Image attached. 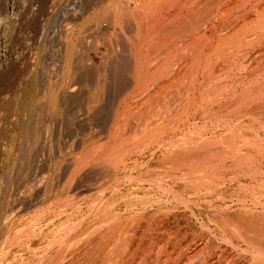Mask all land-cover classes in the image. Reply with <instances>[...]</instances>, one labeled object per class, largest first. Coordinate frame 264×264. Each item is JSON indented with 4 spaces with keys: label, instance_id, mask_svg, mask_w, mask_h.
I'll return each mask as SVG.
<instances>
[{
    "label": "rangeland",
    "instance_id": "obj_1",
    "mask_svg": "<svg viewBox=\"0 0 264 264\" xmlns=\"http://www.w3.org/2000/svg\"><path fill=\"white\" fill-rule=\"evenodd\" d=\"M36 1L38 0H9V13L5 22L0 25V264H155L158 260L163 261L162 264H173L168 260L170 258L165 259L164 256L168 257V252L173 249L172 245L175 247L176 242L172 244L173 240L181 239L184 241H178V244H191L192 251L190 249L188 253L195 257L191 259V264H198L212 251L216 264L241 262V259L257 254L254 251L257 249L250 245V241L252 236L259 233L258 224L261 226L264 222V165H258L259 170L255 169L258 172L252 171L248 176L239 172H229L231 175L226 173L224 180L233 178V184H227L221 189L194 185L192 187L188 183L185 184V181H180L186 173L185 167V171L183 168H178L179 171L177 168L173 169L174 159H185L186 155L190 157L188 154L191 155L192 152L188 148L197 145V141L201 143L203 134L207 137L210 132H215L214 124L218 125L201 110L210 101L206 98L209 94L205 99L200 98L201 94H204L201 85L198 92L196 91L199 103L196 102L195 105L200 110L190 113L191 116L189 112H185L189 108L188 103L186 104L187 76L193 74L188 67L193 65L191 63L194 55L197 56V51L204 46L200 35L205 27L207 10H210L205 6L207 0L205 3L204 0H145L144 3L142 0H76L75 18L72 16L73 18L69 19L73 28L66 30L68 27L64 23L65 14L62 11L59 32H50L54 40L52 38V42L51 37H48L51 41L47 42L45 51L41 53L35 41L37 28L34 24L42 14L47 13L41 11L39 2ZM59 1L62 6L58 5L57 11L60 12L65 0ZM2 13L0 12V15ZM160 13L166 21L163 25L167 26L162 25L163 29L157 27L155 30L156 27L150 23ZM132 23L137 30L140 28L139 32H133ZM125 39L130 47L126 48L124 60L121 62L114 58L106 59V48L114 43L124 42ZM140 40L141 45L147 46L143 49L148 51L145 62L143 60L142 66L138 64L140 66L137 67L138 70L142 67V72L134 68L135 54L131 52H137L134 45H140ZM70 44L74 50L71 56L73 61H76L75 65H78L73 68H79L78 70L83 72L81 75L76 69L74 74L71 73L69 80H66L67 88L59 90L58 93L54 89L52 91V88L65 74L64 64L67 65L68 62L64 56L66 47H71ZM33 50H37V60L38 57L44 58L41 60L42 66L39 65L40 72L36 65L38 62L32 63L36 66H33L35 82L30 85V89L28 85L33 78L23 73L28 65L30 67V57L35 58L32 56ZM121 51L125 53L124 48H121ZM192 52L195 54L189 56ZM137 55L139 57V53ZM120 65L129 79L121 89L118 85L113 86L116 81L110 80L115 73L111 69H119ZM85 69L93 70V77L92 71L86 74ZM80 77H83L84 81ZM200 77L202 79H199V84H202L204 76L200 74ZM39 78L48 80L42 82ZM27 88L30 92H27ZM50 92L55 96V93L59 94L57 102L55 100L57 104L51 98L53 94ZM75 95L80 97L75 99L72 97ZM199 99L201 101H198ZM206 99L204 103L202 100ZM5 104L8 106L5 107ZM207 105L208 108L211 107L210 104ZM55 108H58V113ZM259 114L263 115V112L260 111ZM262 118L259 119L264 121ZM260 120L252 122L246 117L242 121L245 125L257 126L261 123ZM257 128L253 127L251 132L249 128L246 130L253 135ZM220 131L222 132L221 128ZM29 132L32 133L31 138ZM112 166L114 168H111ZM160 226H164V230L162 228L159 231ZM154 227L157 229L155 232L152 231ZM71 230L76 232L72 234ZM233 235L239 236L238 241L247 238L250 241H246V245L245 241H237V245ZM192 240L197 242V246L191 243ZM118 244L120 245L117 247ZM126 246L129 247L127 250ZM201 249H204L203 252ZM161 250L163 253H160ZM157 254L164 256L159 255V259ZM177 258L178 261L182 259L183 263L190 264L186 262L185 257Z\"/></svg>",
    "mask_w": 264,
    "mask_h": 264
},
{
    "label": "bare ground",
    "instance_id": "obj_2",
    "mask_svg": "<svg viewBox=\"0 0 264 264\" xmlns=\"http://www.w3.org/2000/svg\"><path fill=\"white\" fill-rule=\"evenodd\" d=\"M64 1V0H63ZM76 0H65L64 1V7H61L60 12L57 11L59 8L58 5L62 6V3H60L61 1L59 0H38L36 1L39 2V6L41 8V11L47 14H42L41 17L39 18V21L34 24L35 28H37V36H36V44L38 47V51L43 52L45 51V46L47 44L48 41L52 40V36L50 34V32L53 30L54 32L58 31L59 32V26L61 25V20H60V14L62 11H64L65 14V19H64V23L67 24L66 30L67 29H72L71 26L72 24L70 23L69 19H72L76 14L75 12L77 11V7H76ZM136 1V0H135ZM145 0H142L141 2H143ZM161 1V0H160ZM197 1V0H196ZM81 2V1H80ZM85 2V1H84ZM140 2V3H141ZM166 2V1H165ZM203 2V1H202ZM75 3V4H74ZM137 3V2H136ZM144 3V2H143ZM157 3V2H156ZM184 3V2H183ZM205 3V0H204ZM53 4V5H52ZM153 4V3H152ZM181 4V3H180ZM147 5V4H146ZM84 6V5H83ZM154 6V5H153ZM207 7H209L210 10L208 11V15L205 21V27L204 29H202L203 31H201V35H200V39L203 40V44L204 46L201 47V49L198 50L195 56L193 53L192 55L189 56H193L194 55V60L190 61L191 64H193L191 67H188L189 69H191L193 72V74L187 76L188 77V84L185 87L187 90V98L188 101L186 102L187 106L189 107L185 112H189L188 114L190 115V113L194 112L195 110H200L197 109L195 107L196 102H197V94L196 91L198 92V88L201 85V89L204 91V94L202 92L201 97L200 98H204L205 96L208 100L210 99L209 102L206 103V100H202L205 101L204 103H206L205 106H203L201 108V110L204 112L205 116L207 115L208 118L210 117L213 121L217 122L218 125L214 124V130L215 132H210V134L205 137H202L201 143L200 141H197V145H191V148H188V150H191V155L188 154L190 157L184 156V158L186 159H180V160H176L178 159V157L176 159H174V163H173V169L175 168H179L184 170V167L186 168V173L185 174H181L180 181L184 182L185 184H190L196 187H214V188H220L223 186H226L227 184H233L231 183L233 181L232 180H224V175L227 173L228 175L234 174V172H239L240 174H244L247 175L249 173H251L252 171H257L259 170L258 165L263 166L264 165V121H261L260 119L262 117H264V0H207L206 5ZM204 6V7H205ZM39 8V9H40ZM139 8V7H138ZM193 8V7H192ZM196 8V7H195ZM35 9V8H34ZM79 9V6H78ZM207 9V8H206ZM45 10V11H44ZM33 11V10H32ZM57 11V12H56ZM80 11V10H79ZM163 11V10H162ZM0 12L2 13V15H0V25L3 24L5 22L6 16L9 13V0H0ZM88 12V11H87ZM165 12V11H164ZM84 13V12H83ZM150 14V13H149ZM166 14V12H165ZM49 15V16H48ZM168 15V14H167ZM191 15V14H190ZM196 15V14H195ZM1 16H4V18H2ZM73 16V17H72ZM148 16V15H147ZM49 17V19H48ZM167 17V16H165ZM2 18V19H1ZM26 18V17H25ZM30 21H31V17H29ZM75 18V17H74ZM196 18V17H195ZM179 19V18H178ZM78 20V19H77ZM143 20V18H142ZM151 20V19H150ZM116 21V20H115ZM114 21V22H115ZM137 21V20H136ZM187 21V20H186ZM33 22V21H32ZM119 22V21H118ZM142 22V21H141ZM165 18H163V14H159V16L155 17L152 19L151 23L153 26L156 27L155 30H157V27L161 30L162 25L165 24ZM34 23V22H33ZM117 23V21H116ZM138 22H136L137 24ZM185 23V22H184ZM113 24V23H112ZM149 25V23H148ZM151 25V26H152ZM174 25V24H173ZM201 25V24H200ZM75 26V25H74ZM138 26V25H137ZM161 26V27H160ZM166 27L167 25H163V27ZM25 27V26H24ZM22 28V27H21ZM139 28V27H138ZM23 29V28H22ZM64 29V28H63ZM144 29V28H143ZM151 29V28H149ZM153 29V27H152ZM194 29V28H193ZM159 31V33H161ZM27 31V30H26ZM69 31V30H68ZM140 31V28H139ZM164 31V30H163ZM195 32V31H192ZM148 33V32H147ZM209 33V35H208ZM53 34V33H52ZM145 34V33H144ZM153 34V33H152ZM55 36V34H53ZM192 35V34H190ZM23 36V34L21 35ZM148 36V35H147ZM24 37V36H23ZM51 37V40H49V38ZM67 37V36H66ZM199 37L196 39L198 40ZM54 40V38H53ZM52 40V42H53ZM57 40V39H56ZM34 41V42H35ZM70 41V40H69ZM51 42V43H52ZM56 42V41H55ZM197 43V42H196ZM195 43V44H196ZM34 44V43H33ZM73 44V43H72ZM71 45V44H70ZM57 46V45H56ZM55 46V47H56ZM36 49V47H34ZM145 48V47H144ZM148 49V48H147ZM196 49V48H195ZM47 50V49H46ZM52 50V49H51ZM34 51V50H33ZM37 50H35L32 53V56L35 58L30 57L32 60H30V67L28 65V67H26V69L24 70L25 76L30 78H33V74L35 71L36 66L33 65L34 63L38 62L37 68L39 69L40 72V67L39 65H41V60L44 58L42 57H38V60L36 59V55H38V53L36 52ZM55 51V50H54ZM66 56L67 57V62L68 64H64V69L66 66V69L64 71L65 74H61L62 75V79H59V83H55V86L53 85L52 91L54 89V91H58V93L60 92L59 90H63L67 88V82L66 80H69V78L71 77L70 74L73 73L76 69L73 68V66H78L75 65L76 61H73V54H74V50L73 47L71 45V47L68 48V46L66 47ZM115 51V50H114ZM131 51V50H130ZM138 51V50H137ZM190 51H192L190 49ZM58 52V50H57ZM117 52V51H116ZM134 52L135 56L133 58V60L135 61L136 66L134 67L136 70H138L137 67L138 64H141L142 60H140V56L138 57V53L136 54L135 51H131ZM148 52V51H147ZM52 53V52H51ZM141 53V52H140ZM131 54V53H130ZM133 54V53H132ZM162 54V53H161ZM48 55V54H47ZM56 55V54H55ZM54 55V56H55ZM72 55V56H71ZM70 56V57H69ZM119 56V55H118ZM160 56V55H159ZM117 57V56H116ZM46 58V57H45ZM115 58V57H114ZM190 58V57H189ZM83 59V58H82ZM159 59V58H158ZM188 59V57H187ZM191 59V58H190ZM60 60V59H59ZM66 60V59H65ZM117 60V59H116ZM131 60V59H130ZM132 60V61H133ZM189 60V59H188ZM36 61V62H34ZM44 61V60H43ZM58 62V61H57ZM69 62L71 65H69ZM122 62V61H121ZM144 62V61H143ZM23 63V62H22ZM33 63V64H32ZM119 63V62H118ZM189 63V62H188ZM187 63V64H188ZM122 64V63H120ZM123 64L125 66V63L123 61ZM133 64V65H135ZM143 64V63H142ZM141 64V66H142ZM117 65V64H116ZM119 65V64H118ZM19 66V65H18ZM35 66V68L33 67ZM42 66V65H41ZM51 66V65H50ZM58 67V66H57ZM115 68V66H113ZM34 68V69H32ZM63 68V67H62ZM73 68V69H72ZM91 68V67H90ZM133 68V71H134ZM142 68V67H141ZM43 69V68H42ZM63 69V70H64ZM79 69V68H78ZM77 69V70H78ZM120 69V70H119ZM119 69L116 67V69H111L114 70L115 73H113V71H111L114 76L110 78V80L112 79L113 81H116L117 83L113 84L114 85H118V88L121 89L124 87L125 85V81L128 79L124 74V72L121 70V65L119 67ZM188 69V72H189ZM89 70V69H87ZM127 70V69H124ZM135 70V71H136ZM57 71V70H56ZM79 71V70H78ZM81 71V69H80ZM79 71V72H80ZM86 71V69H85ZM92 71V72H91ZM91 71H86L87 72H91V74L93 73V70ZM97 71V70H96ZM94 71V72H96ZM123 74H122V72ZM60 72V71H59ZM63 72V71H62ZM76 72V71H75ZM83 72V71H82ZM82 72L81 75H82ZM52 73V72H51ZM57 73V72H56ZM85 73V72H84ZM83 73V75H84ZM111 73V74H112ZM118 73V74H116ZM126 73V72H125ZM134 73V72H133ZM185 73V71H184ZM191 73V71H190ZM204 73V74H203ZM48 74V73H47ZM54 74V73H53ZM58 74V73H57ZM74 74V73H73ZM89 74V73H88ZM116 74V75H115ZM200 74H202L203 77V83L199 84V79ZM41 75V74H39ZM194 75V76H193ZM85 76V75H84ZM83 76V77H84ZM89 76V75H88ZM87 76V77H88ZM190 76H192L190 78ZM35 77V76H34ZM42 77V76H41ZM44 77V75H43ZM53 77V76H51ZM50 77V78H51ZM78 77V76H77ZM83 77H80L83 78ZM93 77V74H92ZM92 77L90 76L89 78L92 79ZM136 77V76H135ZM56 78V77H55ZM139 78V77H138ZM138 78H132L133 80H138ZM143 78V77H142ZM29 79V78H28ZM27 79V80H28ZM40 79V78H39ZM57 79V78H56ZM96 79V78H95ZM141 79V77H140ZM139 79V80H140ZM145 79V78H143ZM202 79V78H201ZM42 82L45 80H48L47 78H43L40 79ZM54 80V77H53ZM64 80V82H63ZM82 80V79H81ZM87 80V79H86ZM129 80V79H128ZM84 81V78L83 80ZM89 82V80H87ZM91 81V80H90ZM35 82L34 78L30 81L29 83V88L31 89L30 85H33ZM86 82V81H85ZM140 82V81H138ZM137 82V83H138ZM28 83V82H26ZM48 83V81H47ZM50 83V82H49ZM79 83V82H78ZM133 83V81H132ZM131 83V84H132ZM54 84V83H53ZM80 84H83V82ZM87 84V82H86ZM135 84V81H134ZM141 84V83H140ZM133 85V84H132ZM36 86V85H35ZM41 86V85H40ZM39 86V87H40ZM45 86V85H44ZM52 86V85H51ZM83 86V85H82ZM110 86V84H109ZM134 86V85H133ZM139 86V85H138ZM26 87V86H25ZM42 87V86H41ZM86 87V85L84 86ZM116 87V86H115ZM127 87V86H126ZM131 87V86H130ZM29 88H27V92L29 90ZM46 88L48 89L49 87L46 86ZM133 88V87H132ZM134 88L136 89L137 87L134 86ZM133 88V89H134ZM143 88V87H142ZM37 89V88H36ZM41 89V88H40ZM83 89V87H82ZM85 89V88H84ZM117 89V88H115ZM81 90V89H80ZM132 90V89H131ZM130 90V91H131ZM44 91V90H43ZM51 91V92H52ZM84 91V90H81ZM135 92V90H133ZM200 91V90H199ZM50 92V93H51ZM86 92V91H84ZM88 93V92H87ZM120 93V92H119ZM39 94V93H38ZM53 94V97H51L54 102L56 100L57 93L56 96ZM83 94V92H82ZM81 94V95H82ZM136 94V93H135ZM117 95V94H116ZM121 95V94H120ZM124 95V94H123ZM199 95V93H198ZM52 96V95H51ZM83 96V95H82ZM119 96V95H118ZM185 96V95H184ZM75 97V99H78L80 96L75 95L72 96ZM123 97V96H122ZM136 98V96H134ZM138 97V96H137ZM183 97V96H182ZM84 98V97H83ZM125 98H127L125 96ZM13 99V98H12ZM59 99V98H58ZM73 100V98H71ZM186 99V98H184ZM205 99V98H204ZM42 100V99H41ZM198 101H201L200 99ZM53 102V101H52ZM57 102V100H56ZM55 102V103H56ZM63 102V101H62ZM123 102V100H122ZM127 102V101H126ZM125 102V103H126ZM211 102V103H210ZM51 103V102H50ZM199 103V102H197ZM57 104V103H56ZM210 104L211 107L208 108V105ZM6 105V104H5ZM52 105V104H51ZM8 105H6L5 107H7ZM10 106V105H9ZM41 106V105H40ZM185 106V107H187ZM198 106V105H197ZM12 107V106H11ZM49 107V106H48ZM53 107H55V105H53ZM104 107V106H103ZM102 107V108H103ZM106 108V107H105ZM110 108V107H107ZM184 108V106L182 107ZM1 107H0V111H1ZM58 109V108H57ZM56 108L54 110H57ZM105 111V109H103ZM102 110V111H103ZM110 110V109H109ZM108 110V111H109ZM4 111V110H3ZM40 111V110H39ZM52 111V110H51ZM101 111V110H100ZM107 111V110H106ZM183 111V109H182ZM263 112L262 114L258 113ZM73 112V111H72ZM184 112V111H183ZM182 112V113H183ZM196 112V111H195ZM38 113V112H37ZM58 113V110H57ZM107 113V112H106ZM43 114V113H42ZM52 114V113H51ZM108 114V113H107ZM106 114V115H107ZM203 114V113H202ZM41 115V114H40ZM192 115V114H191ZM190 115V116H191ZM56 116V115H55ZM119 116V115H118ZM206 116V117H207ZM262 116V117H261ZM34 117V116H33ZM54 117V116H53ZM156 117V116H155ZM200 117V116H199ZM249 117L252 122H258L259 120L261 121V123H259V125L257 126H253V124H251V126L249 125H245L243 118ZM118 118V117H116ZM260 118V119H259ZM50 119V118H49ZM115 119V118H114ZM264 120V118H262ZM199 120V119H198ZM116 121V120H115ZM14 122V121H13ZM17 122V121H16ZM36 122V121H35ZM251 122V121H250ZM213 123V122H212ZM38 124V123H37ZM255 125V124H254ZM31 126V125H30ZM247 127V128H246ZM252 127V128H251ZM253 127L256 129L257 131H254L253 135L254 138L247 132L248 130L246 129H250V132L253 131ZM34 128V127H33ZM39 128V127H38ZM41 128V127H40ZM220 128L222 129V132L220 131ZM245 128V129H244ZM201 129V128H200ZM254 129V130H255ZM210 131V130H209ZM208 131V132H209ZM246 131V132H245ZM30 133V132H29ZM246 133V134H245ZM248 133V134H247ZM256 133V134H255ZM31 134L30 133V138H31ZM36 134V133H35ZM38 134V133H37ZM41 134V133H40ZM39 135V134H38ZM251 137H249V136ZM40 136V135H39ZM34 137V136H33ZM186 137V136H185ZM200 137V136H198ZM29 138V137H28ZM36 138V136H35ZM34 138V139H35ZM33 139V140H34ZM41 139V138H40ZM38 140V139H37ZM191 140V139H190ZM197 140V139H196ZM36 141V140H35ZM39 141V140H38ZM34 142V141H33ZM37 143V142H35ZM39 143V142H38ZM32 144V143H31ZM190 144V143H188ZM190 147V146H189ZM32 148V147H31ZM34 148V147H33ZM187 148V147H184ZM188 150H186L188 152ZM178 153V152H177ZM185 153V151H184ZM183 155V154H182ZM176 156V155H175ZM174 156V157H175ZM172 157V156H171ZM113 159V158H112ZM173 159V158H172ZM125 161V160H124ZM177 161V162H176ZM111 162V161H110ZM119 162V161H118ZM121 163H124L121 161ZM127 163V162H126ZM111 165V164H110ZM120 165V164H119ZM172 165V162H171ZM170 165V166H171ZM117 166V165H116ZM259 166V167H260ZM82 167V166H81ZM120 167V166H119ZM181 167V168H180ZM264 167V166H263ZM111 168H114L113 166ZM110 168V169H111ZM176 169V170H177ZM179 169L177 171H179ZM254 169V170H253ZM258 169V170H255ZM264 169V168H263ZM171 170V169H170ZM182 170V171H183ZM262 170V169H261ZM158 171V170H157ZM176 171V172H177ZM181 171V170H180ZM231 172V174L229 173ZM233 172V173H232ZM254 172V173H255ZM256 172V173H257ZM264 172V171H263ZM173 173V172H172ZM260 173V171H259ZM166 174V173H165ZM177 174V173H176ZM236 174V173H235ZM252 174V173H251ZM178 175V174H177ZM250 175V174H249ZM255 175V174H254ZM252 175V176H254ZM248 176V175H247ZM170 177V176H169ZM175 177V176H174ZM231 177V176H230ZM257 177V176H256ZM161 178V177H160ZM247 178V177H246ZM175 179V178H174ZM238 179V178H237ZM178 180V179H177ZM257 180V179H256ZM130 181V180H129ZM136 181V180H135ZM146 182V181H145ZM152 183V182H151ZM154 184V183H153ZM179 184V183H176ZM182 185V183H180ZM244 185V184H243ZM250 185V184H249ZM157 186V185H156ZM188 186V185H187ZM230 186V185H229ZM232 186V185H231ZM252 186V184H251ZM179 187V186H178ZM252 188V187H251ZM259 188V187H258ZM164 189V188H163ZM197 189V188H196ZM200 189V188H199ZM262 189V187H261ZM161 190V189H160ZM185 190V189H184ZM183 190V191H184ZM190 190V189H189ZM174 191V190H173ZM226 191V190H225ZM214 192V191H212ZM220 192V191H219ZM211 193V192H209ZM198 194V193H197ZM177 195V194H176ZM200 195V194H199ZM203 196V195H202ZM219 196V195H218ZM261 196V195H259ZM179 198V197H177ZM184 198V197H183ZM222 198V197H221ZM256 198V197H255ZM179 200V199H178ZM258 200V199H257ZM177 201V200H176ZM184 201V199L182 200ZM140 202V201H139ZM181 202V201H180ZM190 202V201H189ZM184 203V202H183ZM206 203V202H205ZM240 203V202H239ZM242 203V202H241ZM257 203V202H256ZM70 204V203H69ZM191 204V203H190ZM245 204V203H244ZM55 205V204H54ZM69 206V205H68ZM258 206V205H257ZM55 208V207H54ZM135 208V207H134ZM174 208V207H173ZM47 209V208H46ZM52 209V208H51ZM50 209V210H51ZM65 209V208H64ZM158 209V208H157ZM58 210V209H57ZM247 210V209H246ZM42 211V210H41ZM49 211V210H48ZM170 211V210H169ZM180 211V210H179ZM221 211V210H220ZM47 212V211H46ZM161 212V211H160ZM208 212V211H207ZM224 212V209H223ZM245 212V211H244ZM49 213V212H48ZM115 213V212H114ZM214 213V212H213ZM256 213V212H255ZM112 214V213H111ZM152 214V213H151ZM170 214V213H169ZM211 214V212H210ZM225 214V213H224ZM232 214V213H231ZM238 214V213H237ZM259 213H257L258 215ZM44 215V214H43ZM117 215V214H116ZM178 215V214H177ZM209 215V214H208ZM212 215V214H211ZM217 215V213H216ZM220 215V214H219ZM218 215V216H219ZM227 215V214H226ZM246 215V214H245ZM244 215V216H245ZM250 215V214H249ZM53 216V215H52ZM130 216V215H129ZM153 216V215H152ZM151 216V217H152ZM160 216V215H159ZM158 216V217H159ZM172 216V215H170ZM169 216V217H170ZM210 216V215H209ZM233 216V215H232ZM247 216V215H246ZM245 216V217H246ZM251 217L253 215H250ZM112 217V216H111ZM124 217V216H123ZM126 217V216H125ZM167 217V216H166ZM224 217V216H223ZM248 217V216H247ZM246 217V218H247ZM54 218V217H53ZM115 218V217H114ZM157 218V217H156ZM154 218V219H156ZM176 218V217H175ZM178 218V216H177ZM188 218V217H187ZM217 218V217H214ZM239 218V217H238ZM255 218V217H254ZM40 219V218H39ZM152 219V218H151ZM173 219V218H172ZM235 219V218H234ZM250 219V218H249ZM260 219V216H259ZM262 219V218H261ZM113 220V219H112ZM166 220V218H165ZM175 220V219H174ZM182 220V219H181ZM219 220V219H218ZM225 220V219H224ZM238 220V219H237ZM236 220V221H237ZM254 220V219H253ZM84 221V220H83ZM92 221V220H91ZM110 221V220H109ZM159 221V220H158ZM162 221V220H161ZM170 221V220H169ZM185 221V219L183 220V222ZM217 221V220H215ZM223 221V220H222ZM264 221V220H262ZM101 222V221H100ZM134 222V221H133ZM136 222V221H135ZM172 222V221H171ZM180 222V221H179ZM224 222V221H223ZM234 222V221H233ZM252 222V221H251ZM258 222V221H257ZM261 222V221H260ZM70 223V222H69ZM68 223V224H69ZM120 223V222H119ZM141 223V222H140ZM241 223V222H240ZM65 223L63 222V225ZM73 224V223H72ZM139 224V223H138ZM164 224V223H163ZM180 224V223H179ZM224 224V223H223ZM226 224V223H225ZM48 225V224H47ZM67 225V224H66ZM104 225V224H103ZM122 225V224H121ZM126 225V224H125ZM162 225V224H161ZM171 225V224H170ZM184 225V224H183ZM236 225V224H235ZM257 225V224H256ZM72 226V225H71ZM94 226V225H93ZM150 226V225H149ZM189 226V225H188ZM226 226V225H225ZM259 226V230H257L258 235L257 236H252V241L248 240L247 236V240H237V236L233 235L234 240L237 241L238 243H240L241 241L244 243L245 241V245L247 244L246 241H250V245L254 246L255 249L254 250L255 253L257 252V254H254V256H251L250 258L245 257L244 259H241L242 261H246V264H264V235H260V234H264V222L263 224ZM55 227V226H54ZM60 227V226H59ZM85 227V226H84ZM115 227V226H114ZM141 227V226H140ZM153 227V226H152ZM151 227V228H152ZM159 227V226H157ZM161 228H159V231H161L160 229H162L163 227L160 226ZM169 227V226H168ZM166 227V228H168ZM221 227V226H220ZM241 227V226H240ZM66 228V227H65ZM72 228V227H71ZM77 228H79L77 226ZM117 228V227H115ZM112 228V229H115ZM132 228V227H131ZM129 228V229H131ZM139 228V227H138ZM149 228V227H148ZM156 227H154L152 229L153 232H155V230L157 231V229H155ZM180 228V227H179ZM178 228V229H179ZM215 228V227H214ZM223 228V227H222ZM245 228V227H243ZM252 228V227H251ZM257 228V227H256ZM111 229V230H112ZM121 229V228H120ZM134 229V228H132ZM140 229V228H139ZM147 229V228H146ZM150 229V228H149ZM234 228V232H235ZM241 229V228H240ZM59 230V229H58ZM77 231V229H75ZM108 230V229H107ZM128 230V229H127ZM151 230V229H150ZM164 230V228L162 229ZM186 230V229H185ZM189 230V229H188ZM222 230V229H220ZM229 230V229H228ZM249 230V229H248ZM254 230V227H253ZM50 231V230H49ZM54 231V230H53ZM62 231V230H61ZM70 231V230H69ZM68 231V232H69ZM72 231V230H71ZM76 231H72L74 234V232ZM81 231V230H80ZM79 231V232H80ZM84 231V230H83ZM88 231V230H87ZM123 231V230H122ZM141 231V230H140ZM148 231V230H145ZM158 231V232H159ZM166 231V230H165ZM238 231V230H237ZM241 231V230H240ZM243 231V230H242ZM241 231V232H242ZM20 232V231H19ZM79 232H77L79 234ZM112 232V231H111ZM127 232V231H126ZM233 232V231H231ZM240 232V233H241ZM61 233V232H60ZM67 233V232H66ZM85 233V232H84ZM129 233V231H128ZM135 233V232H134ZM137 233V232H136ZM144 233V232H143ZM160 233V232H159ZM158 233V234H159ZM167 233V232H166ZM238 233V232H237ZM64 234V233H63ZM81 234V233H80ZM79 234V235H80ZM113 233H111L112 235ZM147 235H149L148 233H146ZM153 234V233H152ZM168 234V233H167ZM170 234V233H169ZM178 234V233H177ZM187 234V233H186ZM70 235V233H69ZM68 235V236H69ZM109 235H110V231H109ZM108 235V236H109ZM117 235V234H115ZM114 235V236H115ZM119 235V233H118ZM130 235V234H128ZM207 235V234H206ZM205 235V236H206ZM244 234H242L243 237ZM57 236V233H56ZM71 236V235H70ZM75 236V235H73ZM83 236V235H82ZM142 236V235H141ZM152 236V235H150ZM173 236V235H172ZM171 236V237H172ZM183 236V235H182ZM204 236V235H203ZM212 236V235H211ZM216 236V235H215ZM241 236V234L239 235ZM238 236V237H239ZM113 237V236H112ZM127 237V236H126ZM137 237V235H136ZM133 236V238H136ZM159 237V235H158ZM229 237H231V235H229ZM254 237V238H253ZM82 238V237H81ZM107 238V237H106ZM117 238V237H116ZM198 238V237H197ZM18 239V238H17ZM60 239V238H59ZM66 239V238H65ZM115 239V238H114ZM123 239V238H122ZM121 239V240H122ZM128 239V238H127ZM126 239V240H127ZM143 239V238H142ZM149 239V238H148ZM147 239V240H148ZM154 239V238H153ZM164 239V238H163ZM169 239V238H168ZM177 239V237H176ZM189 239V238H188ZM240 239V238H239ZM243 239V238H241ZM69 240V238H68ZM67 240V241H68ZM108 240V239H106ZM117 240V239H116ZM135 240V239H134ZM162 240V239H161ZM167 240V239H166ZM165 240V241H166ZM182 241H184L183 239H181ZM181 240H176L172 242V240H170L172 242V244L175 243V247L174 245L171 246L172 251L170 249V252H168V257L164 256V253L162 256L165 257V259L171 260V262L173 264H187V263H183V260L181 258H179V260L181 259V261H178L177 257H185L186 262H190L191 259L193 260L195 257L190 256L189 255V251H190V247L191 244L188 243L187 246H185L186 244L182 245L183 242L181 244H178L179 242H181ZM197 240V239H196ZM195 240V241H196ZM201 240V239H200ZM217 240V239H216ZM233 240V239H231ZM233 240V241H234ZM99 241V240H98ZM111 241H113L111 239ZM110 241V244H111ZM131 241V240H130ZM143 241V240H142ZM154 241V240H153ZM152 241V242H153ZM169 241V242H170ZM179 241V242H178ZM193 241V240H192ZM229 241V240H228ZM232 241V242H233ZM56 242V241H55ZM121 242V241H120ZM124 242V241H123ZM126 242V241H125ZM162 242V241H161ZM178 242V243H177ZM209 242V240H208ZM207 242V244H208ZM211 242V241H210ZM218 242V241H217ZM216 242V243H217ZM52 243V242H51ZM61 242H59L60 244ZM160 243V242H159ZM191 243H194L191 242ZM197 243V242H195ZM194 243V245H196ZM230 243V242H227ZM226 243V244H227ZM53 244V243H52ZM55 244V243H54ZM53 244V245H54ZM131 244V243H130ZM164 244V243H163ZM169 244V243H168ZM167 244V245H168ZM177 244V245H176ZM205 244V243H204ZM203 244V245H204ZM218 244V243H217ZM232 244V243H231ZM249 244V243H248ZM48 245V243H47ZM57 245V243H56ZM68 245V244H67ZM91 245V244H90ZM120 244L117 245V247ZM128 245V244H127ZM135 245V242H133V246ZM149 245V244H147ZM229 245V244H228ZM233 245V244H232ZM239 245V244H237ZM45 246V245H44ZM64 246V245H63ZM116 247V245H114ZM140 245H137V249H139ZM197 246V245H196ZM208 246V245H207ZM220 246V245H219ZM71 247V246H70ZM108 247V246H107ZM126 250L129 248L128 246H126ZM132 247V246H131ZM156 247V246H155ZM154 247V248H155ZM202 247V246H201ZM205 248V246H203ZM212 247V246H211ZM216 247V245H215ZM214 247V249H215ZM241 247V245H240ZM249 247V245H248ZM53 248V247H52ZM101 248V247H100ZM133 248V247H132ZM153 248V247H152ZM160 248V247H159ZM250 248V247H249ZM113 250H115V248H112ZM136 249V250H137ZM143 249V247H142ZM141 249V251H142ZM166 249V248H165ZM208 249V247H207ZM213 249V248H212ZM218 249V248H217ZM236 249V248H235ZM253 249V247L251 248ZM130 250V249H129ZM128 250V251H129ZM163 250V249H162ZM161 250V251H162ZM169 250V249H168ZM202 250V249H201ZM204 250V249H203ZM202 250V252H203ZM209 250V249H208ZM229 250V249H228ZM231 250V249H230ZM241 250V249H240ZM250 250V249H249ZM63 251V250H62ZM73 251V250H72ZM116 251V250H115ZM122 251V250H120ZM159 251V250H158ZM192 251V249H191ZM218 251V250H217ZM246 251V250H245ZM67 252V251H66ZM131 252V251H130ZM146 252V251H145ZM148 252V251H147ZM165 252V251H164ZM177 252V254H176ZM210 252V251H209ZM60 253V252H58ZM109 253V252H108ZM113 253V251H112ZM151 253V252H150ZM155 253V252H154ZM160 253H163L160 252ZM170 253V254H169ZM218 253V252H217ZM238 253V252H237ZM253 254V252H251ZM51 254V253H50ZM111 254V252H110ZM127 254V253H126ZM125 254V255H126ZM177 256H176V255ZM203 254V253H202ZM227 254L228 251H227ZM231 254V253H230ZM239 254V253H238ZM68 255V254H67ZM72 255V254H71ZM114 255V254H113ZM112 255V256H113ZM137 255V254H134ZM147 255V254H146ZM153 255V253H152ZM158 256L160 254H157ZM224 255V254H223ZM226 255V254H225ZM241 255V254H240ZM140 256V255H139ZM150 256V255H149ZM156 256V255H155ZM158 256L157 259H158ZM161 256V255H160ZM159 256V259L162 257ZM203 256V255H202ZM231 256V255H230ZM48 257V256H47ZM68 258V256H66ZM76 257V256H75ZM78 257V256H77ZM107 257V256H106ZM123 257V256H122ZM134 257V256H133ZM146 257V256H145ZM152 257V256H151ZM176 257V258H175ZM226 257V256H224ZM234 257V256H233ZM244 257V256H243ZM74 258V257H73ZM111 258V257H110ZM141 258V257H140ZM150 258V257H149ZM199 258V257H198ZM197 258V259H198ZM202 258V257H201ZM219 258V256H218ZM228 258V256H227ZM226 258V259H227ZM236 258V257H235ZM50 259V258H49ZM59 259V258H58ZM57 259V260H58ZM69 259V258H68ZM128 259V258H127ZM148 259V258H147ZM155 259V258H154ZM153 259V260H154ZM164 259V261H165ZM217 259V258H216ZM231 259V258H230ZM229 259V260H230ZM46 260V259H45ZM48 260V259H47ZM60 260V259H59ZM70 260V259H69ZM118 260V259H117ZM123 260V258H122ZM133 260V259H132ZM167 260V261H168ZM222 260V259H221ZM225 260V259H224ZM49 261V260H48ZM63 261V260H62ZM61 261V263H62ZM65 261V258H64ZM102 261V260H101ZM116 261V260H115ZM121 261V260H120ZM131 261V260H130ZM129 261V262H130ZM139 261V260H138ZM141 261V260H140ZM159 262H155V264H162L161 260H158ZM198 261V260H197ZM219 261V260H218ZM226 261V260H225ZM53 262V261H52ZM108 262V261H107ZM133 262V261H132ZM135 262V261H134ZM143 261H141L142 263ZM147 262V261H146ZM150 263L152 262L149 261ZM220 262V261H219ZM218 262V263H219ZM226 262H229L228 260ZM239 261H233L230 262L229 264H237ZM239 262V263H241ZM47 263V261H46ZM73 263V262H72ZM71 263V264H72ZM128 264V262H125ZM144 263V262H143ZM166 263V262H165ZM169 263V262H168ZM238 263V264H239ZM244 262H242L243 264ZM55 264V263H54ZM108 264V263H107ZM111 264V262H110ZM131 264V263H129ZM135 264V263H134ZM140 264V263H139ZM170 264V263H169ZM191 264V262H190ZM194 264V262H193ZM197 264V263H196ZM198 264H216L215 261V255L214 252L212 251L210 254H208L206 257L204 256ZM223 264V263H222ZM228 264V263H227Z\"/></svg>",
    "mask_w": 264,
    "mask_h": 264
},
{
    "label": "crops",
    "instance_id": "obj_3",
    "mask_svg": "<svg viewBox=\"0 0 264 264\" xmlns=\"http://www.w3.org/2000/svg\"><path fill=\"white\" fill-rule=\"evenodd\" d=\"M113 19H111V21H112ZM131 27H132V30H134L133 32H136L137 33V31L139 32V29L137 30V28L133 25V23L131 24ZM126 39L124 40V42H120L119 44H115L114 43V45H110V47H108V49L106 48V56H105V58L106 59H113L114 57V59L116 60V59H118V60H124V58L126 57V51H127V47H130L129 46V43L127 44L126 43ZM142 40H140V45H138L136 42V44L134 45V48L136 49V51L137 52H139V56H140V58L142 59V61L144 60V62H145V58H147V52L143 49L144 47H147L146 45H141V42ZM140 47H141V50H139L140 49ZM121 48H124V51H125V53L124 52H122L121 51ZM139 48V49H138ZM126 49V50H125ZM115 50V51H114ZM117 51V52H116ZM141 52V53H140ZM119 55V56H118ZM117 56V57H116ZM114 60V61H115ZM143 68H141L140 67V69L138 70V72H142L141 70H142Z\"/></svg>",
    "mask_w": 264,
    "mask_h": 264
}]
</instances>
